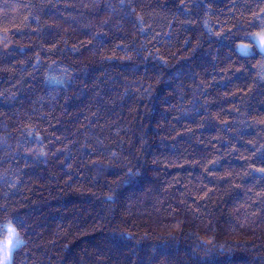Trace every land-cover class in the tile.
<instances>
[{
    "label": "trees",
    "instance_id": "16d2710c",
    "mask_svg": "<svg viewBox=\"0 0 264 264\" xmlns=\"http://www.w3.org/2000/svg\"><path fill=\"white\" fill-rule=\"evenodd\" d=\"M260 7L0 0L15 264H264Z\"/></svg>",
    "mask_w": 264,
    "mask_h": 264
},
{
    "label": "snow or ice",
    "instance_id": "6c2138e0",
    "mask_svg": "<svg viewBox=\"0 0 264 264\" xmlns=\"http://www.w3.org/2000/svg\"><path fill=\"white\" fill-rule=\"evenodd\" d=\"M251 14L254 20L250 27L256 30L246 33L249 43H241L237 46V51L243 56L250 54L251 46L258 47L261 53L264 54V7H260L259 12H252ZM3 30L8 31L7 28ZM260 171L264 172V168H261ZM5 211H7L6 207ZM24 245L25 241L21 239L17 227L9 221L3 226V231L0 232V264H15L14 254L17 249Z\"/></svg>",
    "mask_w": 264,
    "mask_h": 264
},
{
    "label": "rangeland",
    "instance_id": "374dc122",
    "mask_svg": "<svg viewBox=\"0 0 264 264\" xmlns=\"http://www.w3.org/2000/svg\"><path fill=\"white\" fill-rule=\"evenodd\" d=\"M256 48L260 51V49H259L258 47H256ZM253 50H254V49H253V46H251V47H250V54L253 52ZM260 52H261V51H260ZM263 69H264V68H263ZM263 77H264V71H263Z\"/></svg>",
    "mask_w": 264,
    "mask_h": 264
}]
</instances>
